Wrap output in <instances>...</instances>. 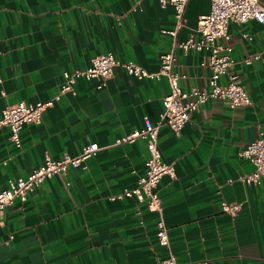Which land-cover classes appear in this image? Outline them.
I'll use <instances>...</instances> for the list:
<instances>
[{
    "label": "crops",
    "instance_id": "crops-1",
    "mask_svg": "<svg viewBox=\"0 0 264 264\" xmlns=\"http://www.w3.org/2000/svg\"><path fill=\"white\" fill-rule=\"evenodd\" d=\"M210 8L211 0H189L187 20L174 36L175 8L159 0H0V113L20 100H52L41 122L23 126L20 147L9 127H0V188L27 177L47 154L61 158L89 142L100 146L86 167L46 178L25 201L16 197L0 210V264H156L169 255L157 238V212L134 197L111 198L145 173L146 140L115 141L143 127L145 116L159 121L167 77L138 79L117 66L102 87L101 79L81 76L73 92L60 90L64 70L86 68L93 56L109 52L157 71L161 54L175 39L197 34L199 16ZM229 33L222 41L233 46L230 72L252 102L231 108L210 99L180 136L160 128L162 158L175 175L165 174L158 190L181 262L264 264V181L243 178L255 165L240 156L264 133V23L231 22ZM176 55L177 70L187 75L182 84L208 87L206 51L178 47ZM223 200L242 208L232 215Z\"/></svg>",
    "mask_w": 264,
    "mask_h": 264
},
{
    "label": "built area",
    "instance_id": "built-area-1",
    "mask_svg": "<svg viewBox=\"0 0 264 264\" xmlns=\"http://www.w3.org/2000/svg\"><path fill=\"white\" fill-rule=\"evenodd\" d=\"M189 0H159L165 6L171 3L175 8L176 29L170 31L174 36L186 22L185 10ZM251 19L264 23V0H211V8L207 13L199 16L197 34H191L186 40L173 42L172 49L161 54L160 65L157 71H150L146 67L132 62L122 61L109 52L93 56L91 64L86 68L64 70L63 83L60 94L74 91V84L78 77L101 79L99 87L114 76L117 66L123 67L126 72L138 79H160L166 76L170 84V92L163 98L164 109L158 122H153L149 116L144 118V126L137 128L126 135L116 139V143L135 142L145 139L148 147L145 173L140 176L137 184L125 188L121 194L111 198L130 196L140 203H145L152 211L157 212V238L159 243L169 250V255L158 260L156 264H206V261L181 262L171 249V239L164 212L163 201L158 190L160 179L165 175H175L172 163L163 160L159 147V133L162 125L169 126L177 136H180L191 114L200 104L210 99H220L231 108L245 106L252 102L251 97L243 84L238 80V74L230 72L234 64L233 46L222 39H229V24L231 22L245 23ZM248 36V34H246ZM184 51L196 49L206 51L202 65L207 66L211 74L208 78V87L192 85L189 88L182 84L187 78L177 70L176 49ZM261 53L246 58V62L259 58ZM227 75V82H221V77ZM4 93V90H2ZM59 95L56 98H59ZM48 102L28 103L20 100L5 105L0 113V127L10 129V138L17 147L21 146L20 131L26 123H39L42 120L44 108L51 104ZM100 149L97 142H89L83 146L77 155L65 154L61 158L46 155L45 160L38 165L27 177L9 179L6 187L0 188V210L13 202L16 197L26 200L30 192L36 190L41 182L54 175L68 177L72 169L87 166L90 158ZM240 156L250 160L255 168L243 178L247 182L261 183L264 181V133H260L253 141L240 151ZM4 163H7L5 160ZM67 183H69L67 181ZM222 209L232 215L237 214L242 206L239 202L223 200ZM22 264V263H21Z\"/></svg>",
    "mask_w": 264,
    "mask_h": 264
}]
</instances>
